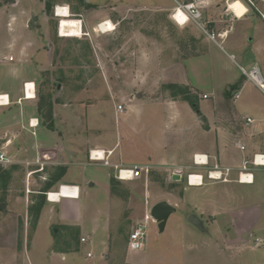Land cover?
Wrapping results in <instances>:
<instances>
[{
  "label": "crops",
  "instance_id": "obj_1",
  "mask_svg": "<svg viewBox=\"0 0 264 264\" xmlns=\"http://www.w3.org/2000/svg\"><path fill=\"white\" fill-rule=\"evenodd\" d=\"M31 1L0 0V96L5 97L0 105V151L10 160L9 164L2 165L9 176V183L3 188L9 197L17 194L23 198L27 194L29 198V195L52 193L59 196V202L40 201L43 205L38 207L30 201L11 208L5 206L7 211H16L21 217L20 242L17 245L9 236L0 241V264H207L206 259L211 264L212 260L220 259L223 252L215 233L223 219V203L231 206L230 224L235 223L233 214L237 217L240 210L232 205L238 196L231 185L246 186L253 192L263 185L259 171L264 167L253 169L252 184H240L236 179L244 160H250L253 154L264 155V26H258L254 37L248 36V26L234 33V24L241 28L253 17L247 3L240 0L247 12L236 19L226 7L230 0H206L202 14L209 28L206 32L215 39L217 34H222L219 41H211L206 33L205 37L194 34L196 26L192 23L176 25L171 18L174 5L162 6L171 12L165 14L170 28L173 30L176 25L181 34V57L171 61L166 58L163 62L152 60L151 68L156 69L150 72V78L182 88L186 96L195 99L197 110L182 99L184 95L171 94L169 89L163 92L167 101L159 106L144 103L147 98L157 99L162 92H150L148 96L139 92L134 106L121 103L125 108L123 114H117L118 104H113L110 116L115 125L108 131L106 127L95 130L97 110L89 109L91 118L81 127L75 123L79 114L77 106L64 107L57 100L63 86L55 84L57 79L52 75L49 82L45 80V71L52 66L49 33L29 27L30 19L46 15L44 0L37 6L35 0ZM256 13L264 25V18ZM205 44L225 57L230 74L226 69L218 68L213 75L210 69L206 70L203 50L209 46L205 49ZM253 67L263 73L262 88L255 86L241 71L248 72ZM142 75L139 73L141 81ZM208 81L210 90L204 91L200 87ZM54 84L55 90H50L49 86ZM27 92L34 98H27ZM48 95L53 99L49 116L45 115ZM148 108L154 109L156 115L165 111L164 129L172 139L170 144L154 138L158 126L151 118H144ZM131 114L137 116L133 126L127 122ZM246 118L252 122L246 124ZM237 142L244 146V151L235 146ZM93 150L104 152L107 166L89 161L88 154ZM195 155L206 156L209 166L232 168L231 181L203 182L201 186L182 184L189 173L201 174L205 179L207 167L194 165ZM96 163L106 169L105 175L86 171L88 165ZM41 166V172L35 173ZM114 166L148 167L149 171L142 172L137 179L120 182L114 177ZM173 175L180 179L173 181ZM159 181L165 185L163 189L158 188ZM61 186L74 187L79 197L63 198V190L66 194L68 189L63 187L58 191ZM223 189L229 194L222 195ZM97 191L104 194L105 203L98 204L87 217L89 206L79 201H85L86 196ZM137 197L143 199V212L131 215L128 225L132 228H125L127 213L133 206L130 201H137ZM161 201L176 209L173 214L180 209V217L171 219V214L161 233L156 223L147 221L143 248L128 251L127 244L119 240L120 234L128 240L134 226L143 223L151 207ZM31 208L34 218L29 214ZM247 210L258 212L251 220V228L264 221L255 205ZM113 211L118 214L114 216ZM190 215L198 218L202 229L188 221ZM14 223L12 219H5L0 229L14 230L17 226ZM81 238H85L84 243L80 242ZM88 253H91L89 258Z\"/></svg>",
  "mask_w": 264,
  "mask_h": 264
},
{
  "label": "rangeland",
  "instance_id": "obj_2",
  "mask_svg": "<svg viewBox=\"0 0 264 264\" xmlns=\"http://www.w3.org/2000/svg\"><path fill=\"white\" fill-rule=\"evenodd\" d=\"M35 1L36 6L43 2L41 0ZM179 1L186 2L189 0ZM241 1L246 3V0ZM45 2L50 4L49 13H46L45 16L40 18L35 17V19H30L29 27L32 28L33 26L40 30H46L49 33L51 40L50 47L52 50V66H49L50 71H45V76L47 75L45 80L49 82L50 75H52V78L57 79L55 80V84H61L63 86L61 93L57 97V100L61 102L62 106L64 105V107L68 108H75L77 106L79 114L75 123L80 124L84 128L91 118L89 111L95 108L97 110V113L94 111L96 113L94 115L95 130H102V128L106 127L108 131L110 126L115 125L114 118L112 115L110 116L114 103L134 106L137 101L136 94L139 92H143L147 96L150 92L155 91L165 93L166 86L168 85L152 80L150 78V72L156 69L155 66L151 68V61L154 59L163 62L166 58L171 61L181 57V34L177 32L176 25L173 30L170 28V21L166 18L165 14H171V12L162 7L172 5L175 7V3L172 0H44V8ZM252 2L264 14L263 3L258 0H252ZM55 6L68 7L69 14L73 15V19L81 20L83 35L80 38H60L58 36L59 19L54 16L53 10ZM256 12L255 8L250 7V14L253 17L245 25H242L241 28L238 24H234V33L248 26V36L254 37L255 30L259 28L258 26H264ZM107 21L113 24L114 29L112 31L101 33L97 31L98 29L96 30L98 25ZM202 22L203 27L208 32L209 28L203 21V18ZM194 31V34L201 35V37L206 36L197 27H195ZM216 40L219 41V38ZM172 43L174 46H172ZM208 46V52H206L207 50H203L206 56V59L203 61L207 65L206 70L210 69L213 75V72L217 73L218 68L226 69L228 70V74H230L231 69L228 67L225 57L223 55L220 56L210 44ZM208 46L205 44L204 48L206 49ZM223 47L225 48V46ZM202 59L203 57L200 58V60ZM140 60L142 61L140 62ZM140 63L142 66H140ZM139 73L143 74L142 81L139 80ZM261 75L263 76V73ZM55 84L53 87L49 86L50 90H55ZM210 84L211 82L208 81L200 88L204 91H209ZM168 91L171 94L181 93L182 88L179 90L169 89ZM164 93L159 94L157 99H145V106L152 105L153 103V106L155 104L159 106L160 103L167 101V95ZM52 100L51 95H48V98L45 100V115L47 116H49V109L53 105ZM154 112V109L148 108L146 114H144V118L147 120L151 118L152 123L158 126V131L154 132L156 141L170 144L172 139L168 138V131L164 129L167 122L166 113L165 111H161L160 114L157 113L158 115H156ZM127 118V122L133 126L137 116L131 114ZM163 133L166 134L164 137ZM98 134H100V131H98ZM112 136L115 139V133ZM82 137H85V132H82ZM39 171L41 172L40 168L34 172L37 173ZM86 171L99 176L105 175L106 173V169L98 163L88 165ZM5 172L6 167L1 165L0 223H4L5 219H12L17 226L14 227V230L7 228L6 231L3 228V231L0 229V234L2 235H0V241L3 240L2 242H4L6 237L9 236L18 245V242H20L21 217L16 211H7L5 206L8 205L11 208L15 204L21 202L27 204L30 201L36 204L35 207H38V205H43L40 204V201H44L45 203L47 200L45 194L29 195V198L27 194L22 196L23 198L17 196V194L10 195L9 197V194L3 188L6 183H9V176ZM259 172V177L263 182L260 190H254L253 192V190L246 186L231 185L234 194L238 196L237 201L232 205L235 209H240L241 211L239 210L237 217L233 214L235 223L230 224L232 218L229 209H231V206L227 202L223 203V219H221V226H219L215 233L219 238L218 242L221 245L223 254H221L220 259L216 258L214 262L212 260L211 264H264L263 246L254 245L256 237L264 238V221H261L257 226L251 228V220L253 216L255 218L257 217L258 212L257 210L253 212L247 210L255 205L264 218V169ZM228 179L231 181L229 177ZM203 182L212 181L207 180L205 176V179L203 177ZM182 184H187L186 176ZM164 187L165 185L160 184L159 181L158 188L163 189ZM222 193V195L229 194L224 189ZM62 195L63 198L79 197V193H76V190H66V194L63 190ZM103 195L101 191H97L90 197L86 196L85 201L80 199L79 203L81 205L84 206V204H87L89 206L87 217L90 216L91 211L98 204L102 205L105 203V197ZM137 199V201L133 199L130 201V204L133 206L130 207L131 211L127 213L126 223L124 224L125 228L130 227L128 223L132 221V218H130L131 215H137L140 211L141 213L143 212V199L138 197ZM32 212V208L31 210L29 209V214L32 215L31 218H34L35 212ZM112 214L115 216L118 213L113 211ZM98 215H100V212ZM180 215L181 211L177 209V213L173 214L171 219L178 218ZM204 226L207 230H210L206 222H204ZM120 235L119 240L127 244L125 235L123 233ZM151 236L150 234V238H152ZM206 263L210 264V261L206 259Z\"/></svg>",
  "mask_w": 264,
  "mask_h": 264
},
{
  "label": "built area",
  "instance_id": "obj_3",
  "mask_svg": "<svg viewBox=\"0 0 264 264\" xmlns=\"http://www.w3.org/2000/svg\"><path fill=\"white\" fill-rule=\"evenodd\" d=\"M175 3V7L173 9L171 18L174 21L176 25L179 26V22L177 20V14L178 12H181L184 14V25L188 23L194 24L197 28L201 29L204 33L207 34L209 39L211 41H215V36L213 34H208L203 27V22H202V14H203V9L206 3V0H189L186 2H181L179 0H172ZM264 5V0H258ZM246 3L248 6L255 8V10L264 18L262 13L255 7L254 3L252 0H246ZM58 9L61 10H67L69 13L68 7L64 6H55L54 7V16L58 19H60L57 15ZM70 15V14H69ZM73 15H70L72 17ZM73 18V17H72ZM80 22V26L82 27V22L81 20L77 19ZM58 36L60 37L59 31L57 32ZM217 38H221L222 34H217ZM61 38V37H60ZM12 58L10 57L8 60H11ZM242 73L247 77L249 81H251L255 86L262 88V76L261 72L258 67H253L251 70L248 72L244 71L241 69ZM25 87H27V84H25ZM34 91V87L32 88ZM3 97V96H0ZM203 98H206V96H203ZM115 111L117 114H123L125 111V108L123 105L118 104L115 106ZM246 124H249L252 122L251 119L246 118ZM32 124V123H31ZM235 146L239 149L244 151V146L240 145L238 142L235 143ZM88 159L90 162H101L103 165L107 166L108 162L106 158L104 157V152L103 151H90L88 154ZM10 160L6 156L4 152L0 151V165H6L9 164ZM193 163L196 166H202V167H207L205 171V176L206 179L212 182H221V183H227L229 182L228 177L230 176L232 172V168L229 167H222L217 164H213L211 166L208 165L207 157L202 156V155H195L193 157ZM264 167V155L263 154H253L250 160H244L241 164V166L238 168V173H237V179L236 181L240 184L247 183V184H252L253 183V169L254 168H263ZM40 169L42 170L43 167L41 166ZM115 169V179L120 182H126V181H131L134 179H137L141 177L142 172L148 173L149 168L144 167V168H138V167H133V168H125V167H119V166H114ZM178 173V172H177ZM174 174H176L174 172ZM195 179H200L199 182L193 184L192 180ZM186 181L188 186H201L203 184V176L201 174H195V173H189L186 175ZM67 188L70 191L76 190L74 187L70 186H61L58 191L61 190V188ZM74 189V190H73ZM76 193H78V190H76ZM49 194L50 193H45L46 195V200H49ZM150 212V211H149ZM149 212L144 216L143 223L136 224L132 231L128 235V240H127V250L130 252H136L139 251L143 248L145 238H146V222H154V220L150 217ZM80 242L84 243L85 238H81ZM255 246L262 245L264 248V240H255L254 242ZM87 257H91V253L87 254Z\"/></svg>",
  "mask_w": 264,
  "mask_h": 264
},
{
  "label": "bare ground",
  "instance_id": "obj_4",
  "mask_svg": "<svg viewBox=\"0 0 264 264\" xmlns=\"http://www.w3.org/2000/svg\"><path fill=\"white\" fill-rule=\"evenodd\" d=\"M227 8L229 12L236 17V19L242 18L247 12L246 7L239 0L228 1ZM57 15L60 18L58 22V31L60 33L61 38H80L83 35L80 22L78 20L71 18L66 9L65 10L58 9ZM177 20L179 22L178 23L179 26H183L184 20H185L184 14H182L181 12H178ZM113 29H114V26L110 21L104 22L96 27V30L100 31L101 33H107V32L112 31ZM4 98L5 97H0V105L4 103ZM27 98H34V95L30 92H27ZM5 102H7V100H5ZM199 180L200 179H196L195 181V179H193L192 182L193 184H195L199 182ZM243 184H247V183H243ZM49 201L59 202V196H57L56 194L50 193Z\"/></svg>",
  "mask_w": 264,
  "mask_h": 264
},
{
  "label": "water",
  "instance_id": "obj_5",
  "mask_svg": "<svg viewBox=\"0 0 264 264\" xmlns=\"http://www.w3.org/2000/svg\"><path fill=\"white\" fill-rule=\"evenodd\" d=\"M179 179H180V176H177V175H173L172 177L173 181H177ZM1 207H3V205H1ZM175 211L176 209L165 201L158 202L151 207L150 212H149L150 217L156 223L157 229L160 233L163 231L168 217L171 214L175 213ZM188 221L191 224L197 226L199 229H202L201 222L194 215H190L188 217Z\"/></svg>",
  "mask_w": 264,
  "mask_h": 264
},
{
  "label": "trees",
  "instance_id": "obj_6",
  "mask_svg": "<svg viewBox=\"0 0 264 264\" xmlns=\"http://www.w3.org/2000/svg\"><path fill=\"white\" fill-rule=\"evenodd\" d=\"M80 1H82V0H80ZM49 11H50V4L48 2H45V12L49 13ZM167 89L179 90L180 88L177 86H171L170 85V86H167ZM181 94L184 95L182 99L184 101H187L193 107V109L196 111L197 107L194 105L196 103L195 99H193L189 96H186V93L183 90H182ZM1 175H3V173H1Z\"/></svg>",
  "mask_w": 264,
  "mask_h": 264
}]
</instances>
